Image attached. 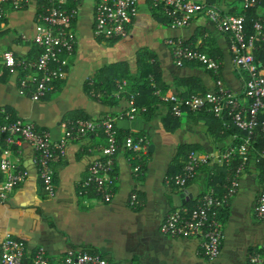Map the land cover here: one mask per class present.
<instances>
[{
	"label": "crops",
	"instance_id": "obj_1",
	"mask_svg": "<svg viewBox=\"0 0 264 264\" xmlns=\"http://www.w3.org/2000/svg\"><path fill=\"white\" fill-rule=\"evenodd\" d=\"M194 1L216 4L225 13L236 14L240 9V0ZM94 3L95 0H77L71 5L75 10L71 23L76 38L73 54L63 79L43 98L32 101L20 95L17 76L0 65V109L30 121L53 140L59 138L70 119H96L108 114L114 118L117 132L147 137L144 173L138 180L133 179L128 153L119 147L114 157L111 199L100 202L79 196L77 183L103 144L100 135H89L65 144L63 158L52 164L54 188L52 194L47 195L30 161V146L21 141L10 147L0 139V155L2 149H7L9 156L17 158L26 171L23 181L5 201H0V240L5 234L22 240L27 255L40 247L49 264H60L63 252L70 248L98 251L113 264H249L248 255L264 245V219L258 220L252 215V206L262 187L260 170L252 160L247 162L234 195L221 210L220 251L208 261L198 254L196 238L165 236L158 231V226L169 210L192 204L196 195L207 187V167L220 175L223 171L214 169V165L202 167L183 189L166 184L164 177L178 171L183 160L179 146H193L213 153L229 138L219 140L199 116L182 113L178 118L171 117L167 103L155 97V107L145 114L118 117L127 109V97L124 92H116V84L125 80L129 91L152 79L151 74L139 75L138 61H155L159 78L154 84L164 93L186 94L212 87V76L202 67L193 63L173 64L162 42L171 36L194 42L205 32L204 46L220 61L222 82L233 92L241 93L244 73L233 67L225 35L202 14L194 16L186 26L171 27L140 2L126 35L108 41L92 33ZM67 6H70L69 1ZM262 9L261 6L253 8L254 14ZM39 12L40 1L27 0L22 7L7 9L0 16V53L10 50L18 57L34 54L31 38L36 33ZM253 57L264 67V43L256 47ZM110 67L123 74L113 80L112 89L105 81L111 75L107 71ZM95 76L100 83L93 91L88 84ZM143 99L144 95L139 94L135 103L142 104ZM215 181L220 182L221 178L218 176ZM134 188L139 205L130 208L127 198Z\"/></svg>",
	"mask_w": 264,
	"mask_h": 264
},
{
	"label": "built area",
	"instance_id": "obj_2",
	"mask_svg": "<svg viewBox=\"0 0 264 264\" xmlns=\"http://www.w3.org/2000/svg\"><path fill=\"white\" fill-rule=\"evenodd\" d=\"M36 33L31 38L34 54L18 57L10 50L0 53V65L9 74L17 76V92L37 101L54 90L63 79L73 54L76 38L72 29L75 10L71 5L77 0H39ZM67 1L70 6H67ZM27 0H0V16L7 9H18ZM143 2L150 12L163 18L171 27L186 26L197 14H202L208 23L223 33L227 40L233 67L244 73L241 93L227 88L219 76L220 61L206 51L199 35L194 42L180 36L163 39L175 66L194 63L208 71L213 79L210 89L192 91L186 94L164 93L157 86L151 94L159 101L167 103L168 113L178 118L182 113L207 112L212 114L222 126L237 129L231 132L229 140L213 153L197 149L189 150L178 171L166 175L164 182L183 189L195 179L203 166H229L234 158L238 163L220 185L221 193L213 186H207L196 195L192 204L181 205L169 210L160 221L158 231L165 236L196 238L198 254L211 261L218 256L222 237L221 210L234 195L238 178L247 165L250 152L264 163V67L254 61L253 51L264 43V9L250 19L249 30L245 29L246 11L260 6V0H240L236 14L225 13L216 4L194 0H95L92 33L97 38L115 41L126 35L127 27L137 12L138 3ZM126 81L116 84V92H124L127 109L118 117L132 118L146 111L144 105L135 103L137 90H126ZM0 134L7 146L26 142L31 150L30 161L35 168L42 191L51 195L54 188L52 164L64 156V146L68 141L86 136L103 135V144L98 154L91 159L82 178L78 181L76 193L89 199L108 202L114 193V157L122 147L130 159V172L134 180L143 175L147 151V137L144 134L126 133L118 142L114 118L103 115L96 119L76 118L68 120L58 139L37 129L28 121L16 118L0 109ZM261 137L262 146L257 148L255 138ZM215 172V171H214ZM213 170H210V174ZM26 171L19 160L9 156L7 149L0 155V201H5L11 191L25 178ZM208 175V176H209ZM127 205H139L137 194L132 190ZM254 218L264 219V172L262 187L252 206ZM249 264H264V245L248 255ZM0 264H49L42 248L38 247L27 255L22 240L5 234L0 240ZM60 264H113L98 251L67 249L60 257Z\"/></svg>",
	"mask_w": 264,
	"mask_h": 264
},
{
	"label": "trees",
	"instance_id": "obj_3",
	"mask_svg": "<svg viewBox=\"0 0 264 264\" xmlns=\"http://www.w3.org/2000/svg\"><path fill=\"white\" fill-rule=\"evenodd\" d=\"M259 4L264 9V0H260ZM152 14L154 16L156 15V14H154V12ZM231 14H235V12L234 13L232 12ZM245 15H246L245 29L249 30L250 19L252 17H254V15H255L254 11H253V8L248 9L246 11ZM207 50L208 49H206V51ZM207 52L209 53V50ZM209 54L211 55V53H209ZM138 64H140V67H141L140 74H139L140 76H147L148 74L152 75V79L142 82L138 87L135 88V90L139 91L140 96L142 95V97H143V95H144L145 101H144V103L139 104V105H144L146 107V111L143 113V114H145L149 109H153L155 107V103H154L155 99L153 98L154 96L151 94V91H152V87L153 86H157V85H155L156 84L155 82H157L158 78H159V68L157 67V64L155 63V61L153 59H151L147 63H143V62L140 63V61H138ZM185 64H192V63H185ZM107 71L111 75L108 78H106L105 81L110 84V89H112L113 85H114L113 80H115L116 77L121 78V76L123 74L120 71H118V70L116 71V69L113 68V67L108 68ZM99 83H100L99 78L95 76L92 79L91 83H89L88 85L90 86L91 90L94 91V90H97L96 89V85H99ZM199 91H204V90H199ZM173 93H176V92H173ZM178 94H181V92H179ZM189 115H194L196 117L197 116L201 117L206 122V124L208 126V129L212 130L213 132H215V134H217L219 136L218 137L219 140H222V139L225 140V138H229V135H230L231 132H234V131L237 132L238 131L237 129H235L232 126H230L229 128H226V127L222 126L221 123L212 114L207 113V112H198V113H194V114L189 113ZM263 118H264V116H263ZM0 121H1V116H0ZM125 134H126L125 132H120V131L117 132L116 131V136H117L118 142L121 141V137H123ZM100 136L103 138V135L101 133H100ZM3 138H4V134H0V139L2 141H3ZM254 140H255L254 145L257 148H260L262 146L261 137L257 136ZM191 149H194V147L193 146H187V145H181V146H179L178 150H179L180 153L182 152L183 158H184L186 153L189 150H191ZM248 157H249V159H248ZM248 157H247V162L249 160H252V162L255 164V166H257L259 168L260 175L262 177L263 172H264V163H263V161L258 159L253 152H250L248 154ZM237 163H238V159L234 158L232 160V162L229 164V166L214 165L213 166L214 169L216 167L217 169H219V171H223V175H220L221 173H217V172H214V171H213V174L209 175L210 174V169L208 170V167H207L206 168L207 170H205V171H207L206 174L209 175V176H206V178H207L206 185L207 186H209V185L213 186L218 193H221L222 190L220 189V185L225 181L224 177H226L227 175L230 174L231 170L233 169L234 166L237 165ZM180 165H181V163L179 164V167H180ZM179 167H178V169H179ZM203 167H206V166H203ZM217 175L221 178L220 182H216L215 181L218 178ZM87 251H91V250H87Z\"/></svg>",
	"mask_w": 264,
	"mask_h": 264
},
{
	"label": "water",
	"instance_id": "obj_4",
	"mask_svg": "<svg viewBox=\"0 0 264 264\" xmlns=\"http://www.w3.org/2000/svg\"><path fill=\"white\" fill-rule=\"evenodd\" d=\"M222 145V142H219V146H221ZM150 147V146H149Z\"/></svg>",
	"mask_w": 264,
	"mask_h": 264
},
{
	"label": "rangeland",
	"instance_id": "obj_5",
	"mask_svg": "<svg viewBox=\"0 0 264 264\" xmlns=\"http://www.w3.org/2000/svg\"><path fill=\"white\" fill-rule=\"evenodd\" d=\"M158 17H160V16H158ZM161 18V20H163V18L162 17H160ZM164 21V20H163Z\"/></svg>",
	"mask_w": 264,
	"mask_h": 264
}]
</instances>
